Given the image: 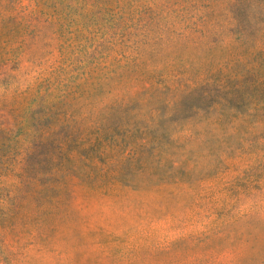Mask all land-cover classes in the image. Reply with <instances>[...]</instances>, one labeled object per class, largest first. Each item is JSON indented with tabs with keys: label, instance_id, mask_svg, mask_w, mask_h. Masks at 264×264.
<instances>
[{
	"label": "rangeland",
	"instance_id": "rangeland-1",
	"mask_svg": "<svg viewBox=\"0 0 264 264\" xmlns=\"http://www.w3.org/2000/svg\"><path fill=\"white\" fill-rule=\"evenodd\" d=\"M0 264H264V0H0Z\"/></svg>",
	"mask_w": 264,
	"mask_h": 264
}]
</instances>
